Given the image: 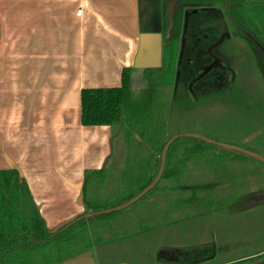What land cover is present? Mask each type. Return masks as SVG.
Returning <instances> with one entry per match:
<instances>
[{"label": "trees", "instance_id": "obj_1", "mask_svg": "<svg viewBox=\"0 0 264 264\" xmlns=\"http://www.w3.org/2000/svg\"><path fill=\"white\" fill-rule=\"evenodd\" d=\"M197 1L215 3L219 0ZM223 16L226 25L213 18L209 21L197 16L188 25L194 22L197 26L203 24L215 32L223 27L232 28L236 33L246 31L264 47V0H228L223 7ZM178 35L179 22L174 23L170 36L165 38L160 67L143 69L137 77L134 68L125 67L121 71L119 86L83 88L80 92L82 125H106L111 129L127 125L123 136L128 145L135 142V149L127 152L122 181L118 182L117 190H113L115 193H127L126 196L110 202H99L89 197L87 193L92 182L105 177V165L100 169L87 170L81 189L85 212L51 232L20 172L16 168L0 169V264H57L91 248L97 251L98 264H249L264 259L263 249L254 256L235 261L219 260L213 242L167 249L153 245L145 248L147 236L155 229L149 224L156 218L164 222L172 209L177 212L191 205L200 207L204 202L200 193L204 192H210L207 205H217L218 197L213 193H217L221 183L199 180L200 171L196 174V168L203 164L201 161L230 155L260 162L202 138L185 136L182 131L170 132L171 115L184 118L186 113L221 98L222 105L230 107L231 113L241 121V128L248 130L249 134L261 130L256 142L264 146V89L256 88L249 93L239 89L227 94L213 88L209 97L196 92V98L181 83L170 95L162 89L173 85L175 77L180 76L175 68ZM253 74L256 80L258 77L255 72ZM199 113H193L192 117L197 119ZM226 113L231 114L230 109ZM133 132L147 146L134 139ZM174 136L178 137L168 147L162 175L154 187L136 202L108 211L130 201L155 180L164 147ZM247 149L260 154L253 148ZM255 193L256 196L264 195V190ZM171 196L173 201L170 205ZM148 197L154 200L152 203L162 201L164 206H159L157 213L149 211L141 215L139 211H133L121 214ZM259 201H264V197L253 201L245 196L234 204L237 203V208L244 204L251 207Z\"/></svg>", "mask_w": 264, "mask_h": 264}, {"label": "crops", "instance_id": "obj_2", "mask_svg": "<svg viewBox=\"0 0 264 264\" xmlns=\"http://www.w3.org/2000/svg\"><path fill=\"white\" fill-rule=\"evenodd\" d=\"M161 31V0H0V169L20 172L49 230L85 212L84 173L112 152L109 126L82 125L81 90L152 68Z\"/></svg>", "mask_w": 264, "mask_h": 264}, {"label": "rangeland", "instance_id": "obj_3", "mask_svg": "<svg viewBox=\"0 0 264 264\" xmlns=\"http://www.w3.org/2000/svg\"><path fill=\"white\" fill-rule=\"evenodd\" d=\"M242 44L243 47H246L243 42ZM259 61L262 62V60ZM261 62L259 64L262 66H256L255 59L251 60L246 73L239 74V85L242 91L249 93L256 90V88L264 89V67ZM254 72L258 77L256 80ZM162 89L170 95L172 85H167ZM229 109L231 113V108L228 106L210 105L205 108H197L186 114L183 112L187 115L184 118L179 119L175 115H171L172 128L170 132L182 131L184 133L204 134L210 140L236 145L246 150H248L247 148H253L264 155V146L256 142L258 139L257 134L261 130L249 134L248 130L241 128V121L236 118L235 113L234 115L226 113ZM197 112H200L199 115L197 114V119L193 118L192 114ZM214 121H216V126H214ZM205 124L208 126L207 128L202 127ZM125 127L127 125L111 129L112 152L105 164V177L101 181L96 179L89 187L87 195L98 199L99 202L117 201L127 194L113 191L117 190L118 182L121 183L122 181V170L127 165L125 164L127 152L131 151L132 148L135 149V142L131 141V144L128 145L123 136ZM132 135L134 139L147 146L136 133L133 132ZM201 163L203 164L196 168L198 170L196 174L200 171L198 174L199 180L206 183H212L213 181L221 183L216 191L217 193H213V196L215 194L218 197L217 205H207L210 192H204L200 193L204 197V202L200 207L191 205L177 212L172 209L167 221L164 222L156 218L154 222L149 224V226H154L155 229L152 227L154 229L153 233L150 232L147 236L145 248L153 245L159 246L158 248L161 249H167L180 245L213 242L219 260L235 261L239 258L258 254L264 249V201H259L245 209L237 208V203L245 196H253L254 194L256 196L255 192L264 190V163L230 155L220 156L212 160L205 159ZM259 196H262V194H259ZM153 201L152 198H144L121 214H129L133 211H139L141 215L149 211H156L157 213L164 204L162 201L152 203ZM172 201L173 196L169 201L170 205ZM235 202L237 203L234 204ZM146 204L148 207H146ZM163 219H166V216ZM84 253L96 255L97 258L95 248ZM90 263L85 262L83 264ZM95 263L98 264V259L95 260ZM73 264L79 263L73 262Z\"/></svg>", "mask_w": 264, "mask_h": 264}, {"label": "flooded vegetation", "instance_id": "obj_4", "mask_svg": "<svg viewBox=\"0 0 264 264\" xmlns=\"http://www.w3.org/2000/svg\"><path fill=\"white\" fill-rule=\"evenodd\" d=\"M162 2V40L161 63L165 38L170 36L174 23L179 22V35L175 68L179 75L173 81L172 92L181 83L194 98L196 92L209 97L211 89H220L227 94L240 89L239 74H245L251 60L255 64L264 59V47L258 43L250 33L234 32L232 28L223 27L218 32L210 27L194 22L188 25L193 17L211 18L226 23L223 16V7L228 0L218 2H206L197 0H161ZM171 24L169 26L168 16ZM242 42L246 45L243 47ZM264 67V62H261ZM159 66V67H160ZM241 71V72H240ZM176 76V74H175ZM216 91V90H215ZM233 95V94H232ZM231 95V96H232ZM210 105H220L221 98L213 104H204V108ZM262 196H248V200L256 201ZM243 205L242 208H247Z\"/></svg>", "mask_w": 264, "mask_h": 264}, {"label": "water", "instance_id": "obj_5", "mask_svg": "<svg viewBox=\"0 0 264 264\" xmlns=\"http://www.w3.org/2000/svg\"><path fill=\"white\" fill-rule=\"evenodd\" d=\"M168 21H169V26L171 24V19H170V15L168 16ZM157 55H158V60L156 62L155 65H153L152 67H159L160 66V63H161V41L158 43L157 45ZM183 135L185 136H190V137H196V138H202L210 143H214L220 147H223V148H226V149H229V150H234V151H238V152H242L250 157H253L257 160H259L260 162L264 163V156L254 152V151H249V150H246V149H243L239 146H236V145H231V144H227V143H221V142H216V141H213V140H210L202 135H199V134H195V133H184ZM178 136H174L173 138H171L167 144L165 145L164 147V150H163V153H162V157H161V167H160V171L157 175V177L155 178V180L147 187L145 188L143 191H141L138 195H136L135 197H133L130 201L122 204V205H119L113 209H110L108 211H113V210H118V209H121V208H124L134 202H136L139 198H141L145 193H147L152 187H154V185L158 182V180L160 179L161 175H162V172H163V169H164V164H165V158H166V153H167V150H168V147L170 146V144L173 142V140L175 138H177ZM76 217L68 220V221H65L64 223L60 224L57 228L53 229V230H49L51 232L57 230L59 227H61L62 225L66 224L67 222L75 219ZM264 262V259L262 260H259V261H256L254 263H249V264H262Z\"/></svg>", "mask_w": 264, "mask_h": 264}, {"label": "built area", "instance_id": "obj_6", "mask_svg": "<svg viewBox=\"0 0 264 264\" xmlns=\"http://www.w3.org/2000/svg\"><path fill=\"white\" fill-rule=\"evenodd\" d=\"M76 15H81V9L77 10ZM263 254H264V252H263Z\"/></svg>", "mask_w": 264, "mask_h": 264}]
</instances>
